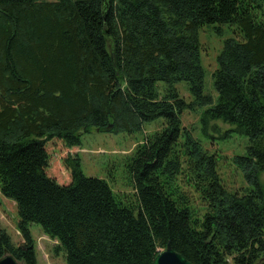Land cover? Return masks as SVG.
Returning a JSON list of instances; mask_svg holds the SVG:
<instances>
[{"label": "trees", "instance_id": "1", "mask_svg": "<svg viewBox=\"0 0 264 264\" xmlns=\"http://www.w3.org/2000/svg\"><path fill=\"white\" fill-rule=\"evenodd\" d=\"M210 25L239 40L216 57L218 100L201 123L247 137L232 158L251 187L241 194L180 124L212 104L198 39ZM156 119L162 128L125 160L129 195L85 177L77 158L63 160L68 184L47 176L49 141L75 148L82 133L133 134ZM263 172L264 0H0V194L21 237L0 230V258L37 264V224L65 264H151L167 244L192 264H264Z\"/></svg>", "mask_w": 264, "mask_h": 264}, {"label": "rangeland", "instance_id": "2", "mask_svg": "<svg viewBox=\"0 0 264 264\" xmlns=\"http://www.w3.org/2000/svg\"><path fill=\"white\" fill-rule=\"evenodd\" d=\"M217 25L206 26L199 31L201 66L204 71V94L212 98V104L195 111L184 110L180 117L181 129H185L192 137L199 141L202 149L216 159V171L223 187L230 193H242L251 189L245 182L242 173L232 163L235 156H243L247 147V137L234 132V127L222 122H213L207 126L201 123V114L207 108L217 103L218 95L213 86V73L217 68L216 57L226 39L239 40L234 28ZM158 90L162 83H158ZM180 97L189 104L192 98L184 82L176 84ZM162 120L144 124L141 132L127 134H111L91 130L80 135V146L66 148L58 140L46 144L49 162L46 170L47 176L53 178L58 184L66 185L70 182V173L65 168L63 160L77 158L80 170L85 177L105 181L116 194L129 195L131 193L129 175L124 163L137 145L144 138L162 128ZM260 182L264 184V172L260 175ZM196 200V199H195ZM194 207L201 209L198 201ZM18 215L14 203L0 194V230H3L11 242L17 245L21 241L18 233ZM30 235L35 242L37 264H65L64 253L55 252V241L43 235L37 224L29 225Z\"/></svg>", "mask_w": 264, "mask_h": 264}, {"label": "water", "instance_id": "3", "mask_svg": "<svg viewBox=\"0 0 264 264\" xmlns=\"http://www.w3.org/2000/svg\"><path fill=\"white\" fill-rule=\"evenodd\" d=\"M104 7H107L109 0H101ZM0 264H19L14 257L7 251H4L0 258ZM151 264H192L188 262L182 255L172 250L171 246L167 244L165 250L160 251Z\"/></svg>", "mask_w": 264, "mask_h": 264}]
</instances>
